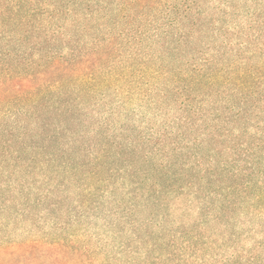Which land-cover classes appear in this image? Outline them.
Here are the masks:
<instances>
[{
  "label": "rangeland",
  "instance_id": "1",
  "mask_svg": "<svg viewBox=\"0 0 264 264\" xmlns=\"http://www.w3.org/2000/svg\"><path fill=\"white\" fill-rule=\"evenodd\" d=\"M92 3L93 81L56 90L66 105L28 121L22 161L0 174L1 236L41 241L32 264H264V216L219 215L237 174L206 172L226 169L235 143L206 81L223 42L214 29L258 34L264 0Z\"/></svg>",
  "mask_w": 264,
  "mask_h": 264
},
{
  "label": "trees",
  "instance_id": "2",
  "mask_svg": "<svg viewBox=\"0 0 264 264\" xmlns=\"http://www.w3.org/2000/svg\"><path fill=\"white\" fill-rule=\"evenodd\" d=\"M128 1L135 3L134 7L147 2ZM91 3L92 0H0V124L6 126L0 131V174H6L5 168H11L12 163L22 161L17 153L24 150L25 144L17 141L32 134L28 121H40L47 109L66 105L63 96H54L56 90L72 82L88 88L96 58L103 55L102 48H82L83 38L93 29L89 18H93L96 8ZM70 18H74V35L66 24ZM256 29L251 26L252 31ZM214 33L223 42L206 81L210 87L219 88L217 94L223 106L215 119L219 126L226 122L222 135L231 136L235 143L229 168L210 166L206 172L237 174L232 178L235 185L219 192L222 200L215 205V211L224 217L231 215L235 207L239 213L246 210V214L259 213L263 217L264 30L250 36L225 28H215ZM67 48L74 54L67 56ZM15 142L18 148L12 146ZM231 190L238 192L234 196ZM0 200L4 201L1 195ZM239 203L247 204V208ZM0 227V264H32L34 254L41 252L44 244L38 240L22 244L6 241L1 236L2 222ZM254 260L249 259L248 264Z\"/></svg>",
  "mask_w": 264,
  "mask_h": 264
}]
</instances>
